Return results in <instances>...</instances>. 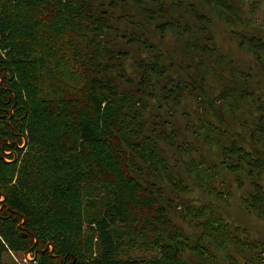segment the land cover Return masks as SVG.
<instances>
[{
  "label": "trees",
  "instance_id": "1",
  "mask_svg": "<svg viewBox=\"0 0 264 264\" xmlns=\"http://www.w3.org/2000/svg\"><path fill=\"white\" fill-rule=\"evenodd\" d=\"M200 1L264 70V39L238 29L243 19L231 0ZM114 19L141 34L120 32ZM143 22L160 40L169 32L188 38L186 53H207L229 67L212 98L191 81L204 118L209 110L220 124L201 118L196 133L219 147L225 169L245 174L251 189L242 202L264 218V95L215 47L210 19L193 0H0V264H264V240L250 242L208 206L174 201L157 182L164 173L172 188L186 192L162 144L186 155L192 147L177 144L178 134L165 126L147 129L149 100L160 96L177 107L190 84L170 76L174 67L165 66ZM110 32L147 53L135 85L125 75L130 53L112 47ZM245 104L253 109L249 135L232 136L222 110ZM188 162L189 172L213 178L215 167L201 157ZM177 208L197 233L192 239L170 218ZM225 243L249 256L241 263L222 250ZM11 253L33 257L19 263Z\"/></svg>",
  "mask_w": 264,
  "mask_h": 264
},
{
  "label": "rangeland",
  "instance_id": "2",
  "mask_svg": "<svg viewBox=\"0 0 264 264\" xmlns=\"http://www.w3.org/2000/svg\"><path fill=\"white\" fill-rule=\"evenodd\" d=\"M107 2V1H106ZM199 10L205 13L210 23L207 25L208 34L213 38V44L218 51L229 60L248 73L251 78V89L258 95H264V70H262L259 62L255 59L252 53L241 48L232 29L219 16L218 12L206 6L200 0H193ZM236 10L242 16L243 26L238 29L243 30L247 34H254L264 39V0H231ZM120 12L115 11L114 17H117ZM186 20L195 26V21L190 20L186 16ZM144 23V28L147 29L151 36L149 39L153 41L160 52L164 56V64L167 68L174 67L170 70V76L184 81H189L190 87L185 94L179 106L174 107L159 96L156 89H152L159 97H154L149 100L150 108L147 111L145 118L147 121V129H161L165 126L167 132L175 131L178 134L177 144H185L192 147L190 155L181 154L176 149L162 144L164 155L167 162L170 164V169L174 175L182 177L186 183L188 190L186 192L178 191L172 188L167 181L164 173L157 182L165 188V193L171 199L177 202L188 203L198 207L200 205L208 206L221 215L223 221L228 223L231 230L236 229L239 233L240 229L246 232L241 235H248V240H264V218L258 217L255 214L248 212L242 202V197L245 196L250 188V184L245 174L236 175L221 164V151L218 146L204 142L203 138L196 133V129L200 127V119L204 118L202 109L197 103V93L194 83L202 84L203 88L212 98L216 96L224 85L225 79L228 77L229 67L212 62L213 56L205 53L185 52V41L188 38H180L175 33L169 32L160 40L159 35L155 32L152 25ZM114 26H117L120 32L130 33L135 31L141 34V29L138 26L128 21L113 20ZM106 38L110 41L115 49L127 50L130 56L125 61V75L130 80L129 84H136L139 77L137 67L140 59H145L147 53L139 46L128 45L125 40L117 37L116 32H110ZM200 42L205 40L199 36ZM202 61L201 66L199 65ZM173 62V64H171ZM200 74L205 75L204 83H200ZM125 86L132 89L131 86ZM253 109L250 105H240L239 107H228L222 110L225 120L230 124V132L232 136L240 132L245 138L248 137L249 128L253 125V120L250 119V112ZM205 118L211 122L220 125L215 119V116L208 110ZM204 118V119H205ZM164 122V125H161ZM226 128V127H225ZM222 128V129H225ZM228 130V128H226ZM223 144L227 145V141ZM261 149L264 150V143L261 144ZM201 159L207 167H215L213 178L209 182L205 179L208 177L203 173L196 174V170L189 172L190 166L186 165L192 159ZM189 163V162H188ZM202 165V164H201ZM204 165V164H203ZM239 178L237 179V177ZM208 182L207 187L205 184ZM210 189V191H209ZM212 190V191H211ZM219 193L220 196H217ZM171 220L192 239L197 235L192 227L186 225L180 217L179 210L173 209L170 211ZM226 246L222 249L225 253H229L243 263L244 258L249 256V253L240 251L232 243H225ZM148 254L147 251L133 253V256L144 257ZM31 253H11L10 258L19 263H27L32 259ZM224 264H228L224 259Z\"/></svg>",
  "mask_w": 264,
  "mask_h": 264
},
{
  "label": "water",
  "instance_id": "3",
  "mask_svg": "<svg viewBox=\"0 0 264 264\" xmlns=\"http://www.w3.org/2000/svg\"><path fill=\"white\" fill-rule=\"evenodd\" d=\"M48 246H49V244H47L45 247H44V249H42V251H45V250H47L48 249ZM50 246H51V248H52V244L50 243ZM38 250V249H37ZM37 250H36V252H37Z\"/></svg>",
  "mask_w": 264,
  "mask_h": 264
},
{
  "label": "bare ground",
  "instance_id": "4",
  "mask_svg": "<svg viewBox=\"0 0 264 264\" xmlns=\"http://www.w3.org/2000/svg\"><path fill=\"white\" fill-rule=\"evenodd\" d=\"M106 89V88H105ZM108 93V92H107ZM223 103V102H222ZM221 104V103H220ZM135 171V170H134Z\"/></svg>",
  "mask_w": 264,
  "mask_h": 264
}]
</instances>
